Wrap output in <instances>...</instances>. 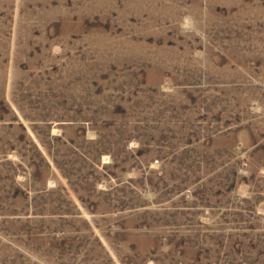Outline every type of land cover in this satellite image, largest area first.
<instances>
[{
  "label": "rangeland",
  "instance_id": "obj_1",
  "mask_svg": "<svg viewBox=\"0 0 264 264\" xmlns=\"http://www.w3.org/2000/svg\"><path fill=\"white\" fill-rule=\"evenodd\" d=\"M0 264H264V0H0Z\"/></svg>",
  "mask_w": 264,
  "mask_h": 264
}]
</instances>
